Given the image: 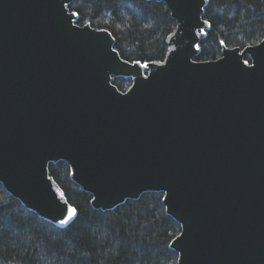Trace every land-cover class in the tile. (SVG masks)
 Returning <instances> with one entry per match:
<instances>
[{
	"label": "water",
	"instance_id": "1",
	"mask_svg": "<svg viewBox=\"0 0 264 264\" xmlns=\"http://www.w3.org/2000/svg\"><path fill=\"white\" fill-rule=\"evenodd\" d=\"M72 1L0 0L4 190L63 229L70 204L49 172L62 161L94 210L162 193L177 264H264V38L199 62L209 0H149L176 25L144 68L79 26Z\"/></svg>",
	"mask_w": 264,
	"mask_h": 264
},
{
	"label": "trees",
	"instance_id": "2",
	"mask_svg": "<svg viewBox=\"0 0 264 264\" xmlns=\"http://www.w3.org/2000/svg\"><path fill=\"white\" fill-rule=\"evenodd\" d=\"M77 24L108 30L114 49L127 62L163 61L175 21L166 5L149 0H73ZM203 19L210 28L196 61H214L221 44L243 49L264 38V0H209ZM249 62V58L245 57ZM126 91L129 79H114ZM50 176L79 217L63 229L39 218L0 184V264H177L169 245L180 225L163 205L162 193H144L111 211L94 210L91 196L75 185L65 162L49 165Z\"/></svg>",
	"mask_w": 264,
	"mask_h": 264
},
{
	"label": "snow or ice",
	"instance_id": "3",
	"mask_svg": "<svg viewBox=\"0 0 264 264\" xmlns=\"http://www.w3.org/2000/svg\"><path fill=\"white\" fill-rule=\"evenodd\" d=\"M72 15L76 16V15H79V13L73 12ZM204 23L207 24L208 21H204ZM133 63L138 64L144 68L148 67L147 63L142 64L139 60H136ZM245 64H247V61H245ZM61 195H63V194H61ZM78 217H79L78 209L76 207H72V206L66 204L58 222L60 225H63L65 227H70L73 223H75V221H76V219H78Z\"/></svg>",
	"mask_w": 264,
	"mask_h": 264
}]
</instances>
